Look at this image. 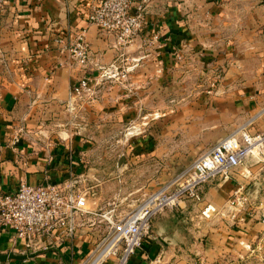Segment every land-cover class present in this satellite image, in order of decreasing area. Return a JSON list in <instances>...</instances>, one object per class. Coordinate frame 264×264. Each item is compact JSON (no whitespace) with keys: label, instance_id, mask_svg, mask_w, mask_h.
<instances>
[{"label":"crops","instance_id":"crops-1","mask_svg":"<svg viewBox=\"0 0 264 264\" xmlns=\"http://www.w3.org/2000/svg\"><path fill=\"white\" fill-rule=\"evenodd\" d=\"M97 1H6L0 29V196L20 182L63 186L87 174L118 181L112 194L121 200L118 163L125 153L97 149L124 148L118 138H101L107 132L118 137L127 124L126 161L161 170L168 181L237 129L264 133V0H145L143 27L125 49L88 22ZM80 30L91 51L84 69L67 49ZM200 64L211 75L222 72L220 80H206L209 86L215 82L208 95L185 78ZM83 77L89 90L71 99V88ZM243 165L227 180L203 184L202 202L186 201L155 215L128 264L249 259L248 248L264 233L259 212L264 207L230 203L240 185L249 195L251 173ZM256 184L260 190L261 182ZM91 186H98L96 203L107 184ZM206 202L219 210L209 219L199 213ZM87 216L73 236L57 230L41 247L27 248L0 226V253L26 255L0 264H83L99 236L98 220Z\"/></svg>","mask_w":264,"mask_h":264},{"label":"built area","instance_id":"built-area-1","mask_svg":"<svg viewBox=\"0 0 264 264\" xmlns=\"http://www.w3.org/2000/svg\"><path fill=\"white\" fill-rule=\"evenodd\" d=\"M7 0H0V29ZM145 0H98L88 13V22L100 33L113 38L118 49H125L139 35L146 8ZM67 49L76 65L84 69L90 62L91 51L85 31L72 36ZM114 70V64L109 67ZM106 72L105 69L101 68ZM215 82L210 86L215 87ZM85 77L70 90V98L88 91ZM211 90L207 91L210 93ZM264 163V133L250 134L243 127L218 140L206 152L196 157L171 180L150 193L131 213L112 219L106 218L108 233L91 250L83 264H128L131 255L150 234L151 221L165 209H174L181 203L202 202L201 186L215 179L227 180L232 171L248 159ZM81 180H69L66 185L46 182L31 185L20 182L0 196V226L12 230L25 241L26 247L42 246L55 231L73 236L83 219L91 212L86 208L87 191ZM236 190L231 204L242 203L245 197ZM200 217L209 219L219 213L218 208L206 202L200 208ZM264 225V208L260 214ZM261 241L264 242V233ZM109 261V262H108ZM192 264H209L196 259ZM221 264V263H217Z\"/></svg>","mask_w":264,"mask_h":264},{"label":"rangeland","instance_id":"rangeland-1","mask_svg":"<svg viewBox=\"0 0 264 264\" xmlns=\"http://www.w3.org/2000/svg\"><path fill=\"white\" fill-rule=\"evenodd\" d=\"M189 59L191 60V62L195 61L197 63V60L191 59V58ZM200 65L201 67L197 70H194V72L192 70H190V72H187L185 74L186 75L185 78L186 80L189 81V83L198 82L197 84L200 85L199 91H202V92L205 91L206 93H203V94L208 95L207 91L211 90L212 87L209 86V84H205V82H207L210 78H215V81L216 79L220 80L222 76V72L218 69L217 72L215 71L211 75V72H210L211 69L209 66H205L202 64ZM198 70L202 71V74L198 73ZM191 84L194 87L196 85V84L194 85L193 83ZM213 89H215L214 86L212 90ZM129 128H130L129 124L124 125V127H122L120 132H116V135L118 137H115L113 132H110V133L107 132V133H104L105 136L101 138L103 140H108V141H113L118 138L119 139L118 142H120L124 148L116 149L111 146L108 148L97 149L98 152H101L105 155L107 154L113 155L114 153H117V152L118 153L123 152V154L125 153L124 155L121 156L119 163H118L120 169H122V174H123V178L122 180H120L121 183H119L123 189L122 196H120L121 200H117V198H113V194H112L114 193V190H113L114 187L116 189L118 188L117 187L118 181L109 180V179L108 180L98 179L99 181H97V180H94L93 178H90L91 177L90 175H89L90 177L87 178L86 176L87 174H85L83 176L84 180L81 181L79 184L81 188L85 189L88 192L87 200H86V207H97L93 209V211H91V214H88L87 216V219L91 217L95 221L98 220L95 224L97 225L95 229L99 235L98 242L93 247H95L109 231L106 218L112 217V219H115L117 217H122L124 215L131 213L150 193L156 191L166 181H168L166 177H161L162 176L161 170L156 169L152 171V169L146 168L145 163L139 162L138 165H135V164L130 165L126 161V156L129 158L130 153H131L128 150L130 139H127L129 135L128 133L131 131V129ZM95 166L100 167V166H106V165L97 164ZM243 166H246L247 169H249L251 173L248 178L249 183L246 184V187L250 185H255V190L252 194L249 193V195H247L245 190L242 191V194L239 193L238 195L245 197L246 200L242 204L234 203L235 207H264V163L255 162L254 160L249 158L245 162V165ZM259 181L261 182V186H262L260 190L258 189V186L256 184ZM101 182H105V184H107L106 187L105 186L103 187L106 192L102 195V198L98 202L93 203L96 201V198H97V195H94L95 192L93 190L98 189V186L97 188H91V189L89 188V186L91 185L93 186V184L101 183ZM165 210H168V209H165ZM261 210L259 212H261ZM248 251L252 253L251 257L249 259L243 260L241 264H264V242L259 241V243H254L248 248Z\"/></svg>","mask_w":264,"mask_h":264},{"label":"water","instance_id":"water-1","mask_svg":"<svg viewBox=\"0 0 264 264\" xmlns=\"http://www.w3.org/2000/svg\"><path fill=\"white\" fill-rule=\"evenodd\" d=\"M255 190V185H250L249 186V193L252 194ZM29 256H32V255H29ZM26 257V255H20V254H14V253H11V252H8V253H4V254H1L0 253V262H5L6 260H20V259H24Z\"/></svg>","mask_w":264,"mask_h":264}]
</instances>
